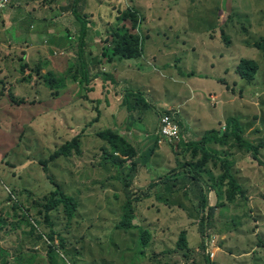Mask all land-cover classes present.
Listing matches in <instances>:
<instances>
[{
	"label": "rangeland",
	"instance_id": "obj_1",
	"mask_svg": "<svg viewBox=\"0 0 264 264\" xmlns=\"http://www.w3.org/2000/svg\"><path fill=\"white\" fill-rule=\"evenodd\" d=\"M1 2L0 264H50L51 247L56 264H264V166L232 137L205 146L218 160L185 147L238 117L264 162V55L254 47L264 0H52L44 14L42 0ZM119 37L135 59L112 57ZM242 59L258 66L249 83L237 75ZM167 112L181 126L196 119L188 135L156 136ZM106 129L137 151L130 230L118 228L125 174L97 136ZM75 137L79 155L52 156ZM223 161L244 195L220 180ZM191 174L172 194L148 189ZM57 185L76 203L72 217L48 209ZM193 185L215 207L205 248Z\"/></svg>",
	"mask_w": 264,
	"mask_h": 264
},
{
	"label": "trees",
	"instance_id": "obj_2",
	"mask_svg": "<svg viewBox=\"0 0 264 264\" xmlns=\"http://www.w3.org/2000/svg\"><path fill=\"white\" fill-rule=\"evenodd\" d=\"M81 0H76L75 5L78 6ZM75 12V11H73ZM76 14V12H75ZM119 36V35H118ZM117 38V35H116ZM120 40H117V42H113V49L112 51V57L115 58L117 56H120V58H123L124 60H133L136 58L137 54L135 53V50L129 45V42L122 39V37H119ZM255 49L257 51H260L264 55V42H261L259 44L254 45ZM96 63V62H95ZM27 69V66H24ZM39 69H37L38 71ZM258 70V66L256 63H254L251 60L248 59H242L240 60L238 67H237V75L240 79L251 82L254 79V76ZM40 71V70H39ZM109 75V79H110ZM221 81V80H220ZM221 83L225 84L222 80ZM242 129L241 125L239 123L238 117H228L225 121V128L222 133H220L216 129H211L206 132H204L200 140L196 143H190L186 144L185 147H190L197 149L201 151L203 154V157L207 159L208 157H214L215 159H219L216 156H213L214 154L210 153L206 149V145L208 143H216L219 145H225L228 141V138L232 137L235 143H237L240 148H244L246 151L252 153L251 157L253 160H255L258 164L264 166V162L258 159V147L252 145L251 143L244 140L241 136ZM97 136L102 139L103 141L111 144L115 150V153H120L122 157H117L114 161L116 165H118V168L122 171V173L125 174V194L127 198V202L124 206V214L119 222L118 228L123 230H130L134 228L133 220L135 219V209L133 203L135 202V196L132 195V188L133 184L132 182L136 178L139 170V164L135 160L137 156V151L134 149L127 140L120 136L118 133L111 129H106L103 131H99L97 133ZM73 151L77 155L80 154V147H79V137H75L71 141L65 142L62 146L57 148L55 153L52 155L55 158L58 157H69L72 155ZM110 160V159H109ZM222 163L224 167L223 174L219 177L220 180L227 181V184L233 188L234 193H237L239 195H244L243 189L236 184L235 179L230 173L231 164L228 161H223ZM129 165V168L126 169V166ZM45 170L46 166H44ZM126 170H128L126 172ZM169 176V175H168ZM167 175L163 178H157L150 182L148 185V189H156L157 195L162 194H172L180 189H185L186 185L188 184V181H192L193 179H197L196 177L192 176L191 178L187 176H181L176 179H169ZM194 188V196L196 197V203L191 200V202L195 205V208L198 211V214L200 216L199 218V225H198V233L203 238V245L202 247L205 248L204 239L207 235V222L211 219L213 216L215 207L214 206H208L207 199L205 196L202 195V190L200 187H196L195 185L191 186ZM159 189V190H157ZM234 193L231 196V200L234 199ZM192 198V197H191ZM195 200V199H193ZM62 205L65 208V211L68 213L69 217H72L74 215L75 209H76V203L70 196L66 195L59 185H57V189H55L53 193V198L51 199L50 205L48 206V209H54L57 206ZM141 231V243L142 246H145L147 243V231L140 228ZM52 240V239H51ZM53 241V240H52ZM187 244L185 232L182 231L179 235V239L177 242V247L180 249H185ZM50 264H56L55 258L57 257V254L55 252V249L51 247L50 249ZM208 260V259H207Z\"/></svg>",
	"mask_w": 264,
	"mask_h": 264
},
{
	"label": "crops",
	"instance_id": "obj_3",
	"mask_svg": "<svg viewBox=\"0 0 264 264\" xmlns=\"http://www.w3.org/2000/svg\"><path fill=\"white\" fill-rule=\"evenodd\" d=\"M2 2L3 1H5V0H1ZM163 2V3H165V4H169L170 6H172L173 7V4H175V0H156V2ZM1 2V3H2ZM6 2H7V0H6ZM42 2H43V4H42V9H39L38 8V10H37V8H36V12L37 13H45L46 12V7H50L49 9H51L52 8V5L54 4V2H52V0H42ZM50 2H52V3H50ZM1 8V7H0ZM2 9V8H1ZM35 8H31V13H35V10H34ZM34 18H36L34 15H32ZM48 21H49V18H48ZM48 28V27H47ZM214 97V96H213ZM184 121H185V126H183V130L185 131V133L187 134L188 133V131H189V128L191 127V125H192V123L194 122H196V119H194V118H187L186 116H184V119H183ZM219 123H223V122H218V125H219ZM203 133V132H202ZM188 135V134H187Z\"/></svg>",
	"mask_w": 264,
	"mask_h": 264
},
{
	"label": "built area",
	"instance_id": "obj_4",
	"mask_svg": "<svg viewBox=\"0 0 264 264\" xmlns=\"http://www.w3.org/2000/svg\"><path fill=\"white\" fill-rule=\"evenodd\" d=\"M178 133V126L174 119L170 116H164L161 118V136L168 138V139H175L177 138ZM210 255V253H209Z\"/></svg>",
	"mask_w": 264,
	"mask_h": 264
},
{
	"label": "clouds",
	"instance_id": "obj_5",
	"mask_svg": "<svg viewBox=\"0 0 264 264\" xmlns=\"http://www.w3.org/2000/svg\"><path fill=\"white\" fill-rule=\"evenodd\" d=\"M213 97V96H212ZM214 98V97H213ZM164 116H170V117H172L173 119H174V121L176 122V124H177V126H178V135L180 136V133H181V130H183V129H181L180 130V128H182V126H181V124L179 123V121H178V119L176 118V116H173V115H171L170 113H165L164 115H162L161 117H160V119H159V126H158V130H157V134H156V136L157 137H159L160 135V131H161V118L162 117H164ZM225 123V122H224ZM223 123V124H224ZM220 125V124H219ZM220 127H221V125H220ZM216 130H218V129H216ZM204 132H206V131H204ZM203 132V133H204ZM204 243H205V247L207 246V242L205 241V239H204ZM207 259L209 260V258L207 257ZM213 260V259H212Z\"/></svg>",
	"mask_w": 264,
	"mask_h": 264
}]
</instances>
